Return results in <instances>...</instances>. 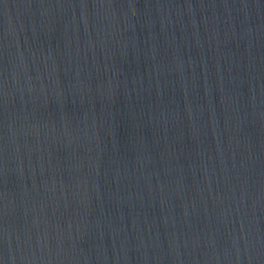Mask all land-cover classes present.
I'll list each match as a JSON object with an SVG mask.
<instances>
[{"label": "water", "instance_id": "1", "mask_svg": "<svg viewBox=\"0 0 264 264\" xmlns=\"http://www.w3.org/2000/svg\"><path fill=\"white\" fill-rule=\"evenodd\" d=\"M4 264H264V0H0Z\"/></svg>", "mask_w": 264, "mask_h": 264}, {"label": "snow or ice", "instance_id": "2", "mask_svg": "<svg viewBox=\"0 0 264 264\" xmlns=\"http://www.w3.org/2000/svg\"><path fill=\"white\" fill-rule=\"evenodd\" d=\"M0 264H4V261L2 259H0Z\"/></svg>", "mask_w": 264, "mask_h": 264}]
</instances>
